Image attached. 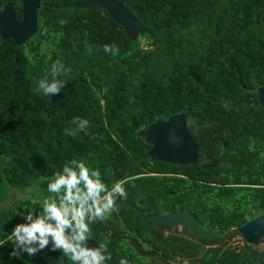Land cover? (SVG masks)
Listing matches in <instances>:
<instances>
[{"label": "trees", "instance_id": "16d2710c", "mask_svg": "<svg viewBox=\"0 0 264 264\" xmlns=\"http://www.w3.org/2000/svg\"><path fill=\"white\" fill-rule=\"evenodd\" d=\"M89 1L97 0H41L37 32L25 44L0 37V200L35 181L47 187L73 159L109 183L117 182L112 165L116 173L130 167L137 175L144 170L132 165L144 157L155 175L139 184L141 192L128 193L130 208L146 191L150 213L187 210L205 233L222 236L263 215L264 110L253 91L264 86V0H114L145 28L134 41L103 9L75 7ZM6 6L21 21V0H0V12ZM106 44L118 45V54L105 53ZM57 60L71 71L60 77L66 85L52 102L37 81ZM188 112L198 161L175 166L148 159L139 134ZM75 117L89 121L87 135L66 134L76 128ZM7 220L0 221V241L11 234ZM185 231L206 244L173 238L179 243L168 244L169 258L264 264V250L224 248L226 239ZM1 245L0 264H23Z\"/></svg>", "mask_w": 264, "mask_h": 264}, {"label": "clouds", "instance_id": "9594fccd", "mask_svg": "<svg viewBox=\"0 0 264 264\" xmlns=\"http://www.w3.org/2000/svg\"><path fill=\"white\" fill-rule=\"evenodd\" d=\"M59 23L64 26L68 21L62 19ZM103 51L115 56L119 47L106 44ZM70 71L60 60L55 61L49 75L37 81L38 89L46 96L59 94L66 85V80L60 77ZM72 123L76 128L67 129V135L88 134L87 119L75 117ZM126 183H115L109 190L99 170L75 159L66 163L48 182L47 191L54 195L43 201L38 212L24 215V222L12 229L7 238L13 244L10 257L19 259L23 253L32 257L50 247L51 251L61 252L72 264H107L111 260L107 245H88L91 225L106 221L117 201L128 198ZM120 264H129V261L122 258Z\"/></svg>", "mask_w": 264, "mask_h": 264}, {"label": "flooded vegetation", "instance_id": "af4514ba", "mask_svg": "<svg viewBox=\"0 0 264 264\" xmlns=\"http://www.w3.org/2000/svg\"><path fill=\"white\" fill-rule=\"evenodd\" d=\"M144 133L145 132L139 134V137L143 140H145L142 136V134ZM223 146L226 147V144L223 143ZM150 149L151 146H149V149H147V158ZM146 163L150 165L151 161L149 162V160L147 161L144 157H142L141 160H138L134 165H132L133 168H143L144 172L137 175H132L133 169H131L130 167H128V173H125L123 169H120L119 172L116 173L112 165V171L114 170L115 174H117L118 176L117 179L114 178L117 182H107L105 183L106 186L110 190L115 183H118L120 181H127L125 187L128 193L133 190H135V192L137 190L141 192L142 188L141 186H139V184L142 183L144 178L155 175L154 173L147 172V169L144 168V165ZM204 167L207 168L208 166ZM135 180H137L138 182H134ZM12 190H17L19 193L18 196L15 198V195H12L11 205L8 210L0 208L2 212H0V221L3 224L1 222L0 223L4 226V224L8 222L7 217H9V221L13 222L11 227L9 226V229L11 231L17 223H23L22 217L24 215H27L29 212H38L41 208V205L43 204V201L46 198L54 195L47 191V187L40 186L39 183L35 181L32 182V184L25 190L19 188H11L7 195L0 200V202L8 200L10 197V192ZM143 190L145 191L144 187ZM145 192H142L139 197L136 198L133 203V208H130L131 206L125 203L124 200H118L110 217L106 221L96 222L92 224V234L91 238L88 241V245L97 246L100 243H105L107 245L108 252L111 255L112 264H120V259L122 258L128 259L129 264H180L182 262H185V264H191L190 259L188 261L176 255H172L171 258H169L167 256L168 244L179 243H176L173 238H180V240L186 241H181L179 244L206 243H202L201 241L190 238L186 234V228H168L163 225L155 227L154 224H152L150 221H147L148 217L164 216L173 212L150 213V209L144 206L146 202L145 200H147V198L144 196ZM16 214L19 216L18 218L15 216ZM195 224L199 229L202 230V228L198 226L196 220ZM235 231L237 232V229L232 230V232ZM153 233H156L155 237L153 236ZM228 233H231V231ZM7 238L0 241V245L7 244V249H5V251L7 252V257L10 258L9 253L12 251L13 244L8 241ZM226 242L227 241L225 240L221 244H226ZM137 246L143 253L142 255L137 252ZM42 254H45V256H47L46 261H38L37 257H41ZM59 259H62L64 264H72V262L67 257H64L61 252L51 251L50 247L43 252H38L35 256L30 257L26 253H23L19 259L14 258L13 260L16 262H22L23 264H35V262L42 264H58Z\"/></svg>", "mask_w": 264, "mask_h": 264}, {"label": "water", "instance_id": "95a60500", "mask_svg": "<svg viewBox=\"0 0 264 264\" xmlns=\"http://www.w3.org/2000/svg\"><path fill=\"white\" fill-rule=\"evenodd\" d=\"M41 0H21V21L15 19V14L10 6H6L0 12V37L3 40H12L16 46L25 44L37 32V11ZM76 8H101L109 18L121 27L130 41L140 38L145 33V28L130 14L123 10L114 0H97L78 3ZM258 97V104L264 110V86L254 90ZM61 94L53 95L51 101L61 99ZM201 112V111H199ZM192 112L175 115L166 121L155 122L142 134L147 145L151 146L148 158L169 165L182 166L193 165L198 161L199 148L188 135L186 130L187 116ZM215 167V165H212ZM114 178L118 176L112 171ZM17 190L10 192L6 201L0 202V208L8 210L11 205V197L18 196ZM155 227L166 226L168 228H186L192 235L208 241L219 240L223 236L219 232L205 233L199 229L193 217L186 210L176 211L164 216H151L147 218ZM237 233L247 242L258 243L264 237V214L251 220L237 229ZM156 236V233H153ZM139 254H143L136 247ZM35 264H42L37 263ZM58 264H64L59 259Z\"/></svg>", "mask_w": 264, "mask_h": 264}, {"label": "rangeland", "instance_id": "374dc122", "mask_svg": "<svg viewBox=\"0 0 264 264\" xmlns=\"http://www.w3.org/2000/svg\"><path fill=\"white\" fill-rule=\"evenodd\" d=\"M223 238L227 241L226 244H223L224 248L239 249L241 247L250 246L257 251H262L264 249V237L258 243L247 242L236 231H231V233H227L226 235H224ZM180 264H185V262H182Z\"/></svg>", "mask_w": 264, "mask_h": 264}]
</instances>
